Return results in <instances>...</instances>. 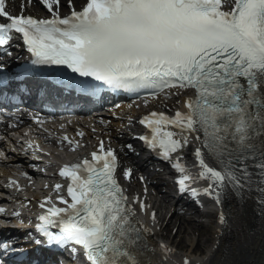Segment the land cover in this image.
<instances>
[{
  "label": "snow or ice",
  "instance_id": "1",
  "mask_svg": "<svg viewBox=\"0 0 264 264\" xmlns=\"http://www.w3.org/2000/svg\"><path fill=\"white\" fill-rule=\"evenodd\" d=\"M34 3L50 15H25ZM66 3L69 11L61 15V0H21L20 13L14 15L7 0H0V127L6 129L0 143L21 122L19 107L10 105V97L22 100L39 66L66 67L82 78L85 91L102 87L167 99L193 90L183 101V111L142 116L138 123L146 132L134 139L177 173L178 195L197 205L204 196L221 209L219 225L228 223L223 206L230 194L241 203L251 198L256 215L264 216V0H86L79 9L74 0ZM17 39L30 59L19 72L8 73L10 49ZM88 78L97 84L84 89ZM30 118L47 133L46 140L67 144L70 151L82 147L67 134L55 136L43 128L39 115ZM128 121L131 124L132 117ZM30 134L31 129L17 136L15 144L0 148V162L7 163L8 153L30 152L35 160L40 159L38 153L47 155L35 139L23 138ZM76 135L84 133L77 130ZM193 140L195 163L189 167L185 149ZM124 147L134 150L131 144ZM118 167L116 150L104 140L90 158L60 166L57 174L68 181L66 195L65 186L56 183L55 200L49 195L38 203L42 211L34 229L43 239L32 242L67 249L73 256L82 249L86 264H148L140 257L145 250L153 251L148 245L153 229L136 218L133 204L145 214L150 206L138 196L129 202L117 178ZM19 174L28 177L27 172ZM132 175L131 167L124 168L126 180ZM202 182L204 186H194ZM4 187L21 190L11 178ZM24 200L21 209L30 203ZM21 209L8 212L0 207V217L19 219ZM150 219L156 220L155 210ZM159 248L165 258L173 251L164 243ZM24 251L13 239H0V253ZM183 264H191L187 256Z\"/></svg>",
  "mask_w": 264,
  "mask_h": 264
},
{
  "label": "bare ground",
  "instance_id": "2",
  "mask_svg": "<svg viewBox=\"0 0 264 264\" xmlns=\"http://www.w3.org/2000/svg\"><path fill=\"white\" fill-rule=\"evenodd\" d=\"M61 1L63 4V0ZM80 1L74 0V3L79 4ZM172 91H175V89ZM179 99L178 105L182 107L184 101L182 93L178 96H169L167 99L161 95L159 99L149 98V101L153 106L165 108ZM136 103H138L137 100L130 101L118 110L107 111L104 115H89L85 119L78 120L79 123H75V127L80 128L79 130L84 133L81 141L89 144L96 137L103 135L106 141L110 138L112 144L119 148L121 146V131L118 132L117 130L124 129L128 124V118L142 110V104L139 103V106H137ZM118 114L120 115L117 116ZM70 131L72 130L70 129ZM41 139L44 138L41 137ZM48 142L51 141L48 140ZM195 146L196 142L193 140L192 144L185 149L186 156L192 155ZM47 149L50 152L56 150L55 146L50 147L49 145ZM81 151L83 152L84 149ZM14 155L20 160L19 155ZM194 163L195 161L188 166L191 167ZM11 167L12 170H17L15 164ZM124 168H128V164H124ZM139 169L135 165L137 172ZM123 181L130 203L133 197L138 196L150 206L147 210L148 214H145L140 211L138 203L133 204L136 218L153 229V235L148 238V245L153 251L145 250V255L140 257L142 261L147 260L148 264H183V258L187 256L191 264H264V216L256 215L254 201L251 198L241 203L237 197L229 195L223 206V211L227 214L228 219L225 226L219 225L216 220L217 213L214 212V208L217 210L220 208L214 207L215 204L211 205V203L204 201V204L211 205L210 210L205 211V214L207 213L209 217L215 215L210 229L211 232L209 235L204 236L200 235L205 228L203 220L199 221L191 216L189 214L190 210L184 207L176 204L174 207H172L173 204L169 207L166 206L167 195L165 193L159 195L154 194L153 191L139 192L138 186L139 188L142 187L137 185V181L134 179H130L131 182L128 183H125V179ZM194 186L201 187L200 184ZM3 189L4 187H0V194ZM28 195L27 199L31 200L30 196H35L36 191L29 190ZM253 195L255 194L253 193ZM3 200L0 197V201ZM20 201L22 202V199ZM181 208L184 210L183 214ZM153 210L156 212L155 221L150 219V213ZM194 211L201 213L196 207H194ZM173 229H176V231L174 232ZM218 229L220 231H217ZM160 243L168 245L173 250L167 253L166 258L165 253L159 248ZM182 244L187 245V247L181 249L182 246L180 245Z\"/></svg>",
  "mask_w": 264,
  "mask_h": 264
},
{
  "label": "rangeland",
  "instance_id": "3",
  "mask_svg": "<svg viewBox=\"0 0 264 264\" xmlns=\"http://www.w3.org/2000/svg\"><path fill=\"white\" fill-rule=\"evenodd\" d=\"M192 214L194 215V216H196L197 217V213H195V212H192ZM208 217V216H207ZM210 218H212V217H210ZM213 224V221H210V222H208V221H206L205 223H204V226H205V228L203 229V231L201 232V234L200 235H204V236H206L207 234L209 235V233L211 232L210 231V229H211V225ZM171 235H172V233H170ZM187 238V237H186ZM180 246H182L181 247V249H185L186 247H187V245H180Z\"/></svg>",
  "mask_w": 264,
  "mask_h": 264
}]
</instances>
